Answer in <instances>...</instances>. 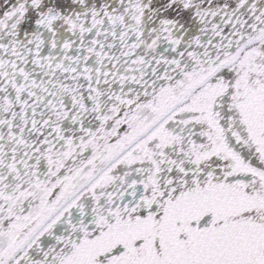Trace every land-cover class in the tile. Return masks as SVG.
I'll list each match as a JSON object with an SVG mask.
<instances>
[{
    "label": "snow or ice",
    "instance_id": "6c2138e0",
    "mask_svg": "<svg viewBox=\"0 0 264 264\" xmlns=\"http://www.w3.org/2000/svg\"><path fill=\"white\" fill-rule=\"evenodd\" d=\"M0 264H264V0H0Z\"/></svg>",
    "mask_w": 264,
    "mask_h": 264
}]
</instances>
